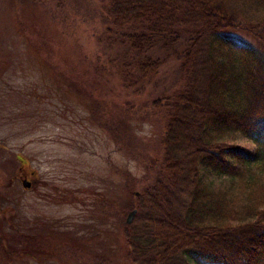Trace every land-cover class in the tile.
Here are the masks:
<instances>
[{"label": "rangeland", "instance_id": "rangeland-1", "mask_svg": "<svg viewBox=\"0 0 264 264\" xmlns=\"http://www.w3.org/2000/svg\"><path fill=\"white\" fill-rule=\"evenodd\" d=\"M105 27L101 0H0V264H135L125 221L162 153L151 102L182 77L160 53L124 89Z\"/></svg>", "mask_w": 264, "mask_h": 264}, {"label": "trees", "instance_id": "trees-1", "mask_svg": "<svg viewBox=\"0 0 264 264\" xmlns=\"http://www.w3.org/2000/svg\"><path fill=\"white\" fill-rule=\"evenodd\" d=\"M124 89L163 58L182 82L152 99L164 118L153 177L125 222L135 264L264 260V0H101ZM242 15V16H241ZM101 107L99 104L97 105ZM251 140L249 149L231 141Z\"/></svg>", "mask_w": 264, "mask_h": 264}, {"label": "water", "instance_id": "water-1", "mask_svg": "<svg viewBox=\"0 0 264 264\" xmlns=\"http://www.w3.org/2000/svg\"><path fill=\"white\" fill-rule=\"evenodd\" d=\"M23 184H24L25 187H29V186H30V181L27 180V179H24V180H23ZM135 214H136V209H133V210H131V211L128 213V215H127V219H126V222H127L128 224L132 222V220H133Z\"/></svg>", "mask_w": 264, "mask_h": 264}, {"label": "flooded vegetation", "instance_id": "flooded-vegetation-1", "mask_svg": "<svg viewBox=\"0 0 264 264\" xmlns=\"http://www.w3.org/2000/svg\"><path fill=\"white\" fill-rule=\"evenodd\" d=\"M24 179L29 180L28 178H24ZM29 181H30V186L28 188H30L32 186V181L31 180H29Z\"/></svg>", "mask_w": 264, "mask_h": 264}]
</instances>
